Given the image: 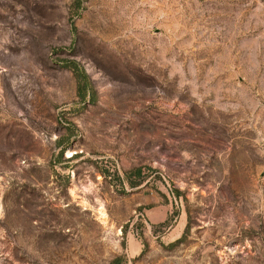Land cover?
Returning <instances> with one entry per match:
<instances>
[{
  "label": "rangeland",
  "instance_id": "obj_1",
  "mask_svg": "<svg viewBox=\"0 0 264 264\" xmlns=\"http://www.w3.org/2000/svg\"><path fill=\"white\" fill-rule=\"evenodd\" d=\"M0 264H264V0H0Z\"/></svg>",
  "mask_w": 264,
  "mask_h": 264
},
{
  "label": "trees",
  "instance_id": "obj_2",
  "mask_svg": "<svg viewBox=\"0 0 264 264\" xmlns=\"http://www.w3.org/2000/svg\"><path fill=\"white\" fill-rule=\"evenodd\" d=\"M139 173H140V171H139Z\"/></svg>",
  "mask_w": 264,
  "mask_h": 264
}]
</instances>
